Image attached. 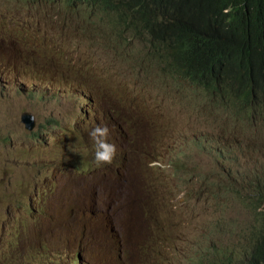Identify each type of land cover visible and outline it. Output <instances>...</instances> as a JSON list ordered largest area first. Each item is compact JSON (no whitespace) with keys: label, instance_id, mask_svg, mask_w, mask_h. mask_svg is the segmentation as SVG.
<instances>
[{"label":"rangeland","instance_id":"1","mask_svg":"<svg viewBox=\"0 0 264 264\" xmlns=\"http://www.w3.org/2000/svg\"><path fill=\"white\" fill-rule=\"evenodd\" d=\"M14 6L21 12L18 15L28 14L22 22L11 17ZM72 8L79 11L83 6L79 0L73 5L66 0H0V30L6 28L1 39L13 41L15 36L21 41L14 42L12 48L3 47L0 42V264H145L147 245L136 249L145 225L136 221L142 213L123 171L129 165L138 171L139 193L141 169L147 168V157L167 149L182 152L177 157L165 155L168 171L162 175L169 183L165 181L167 191L148 210L145 238L152 240L165 232L166 250L169 238L178 244L177 253L169 258L177 264H203L202 255L209 257L210 248L216 243L226 244L225 222L230 220L239 223L231 251L249 241V220L255 216L253 189L261 187L264 136L255 135V155L243 152V133H254L255 129L249 120L231 115L233 123L225 127V157H219L218 128L224 127L225 111L219 108V127H215L213 105H203V101L196 104L197 90L190 84L169 81L170 87L156 73L139 67V63L132 66L138 56L137 61L141 62L142 53H146L144 45L133 43L131 49H121L123 57L104 48L102 42L94 46L81 39L83 35L70 25L83 28L84 22L80 18L74 22L79 16L68 12ZM34 21L38 28L32 27ZM21 26L23 30L17 33L9 31ZM31 27L33 33L29 32ZM122 42L113 41L121 47L128 46ZM36 43L35 56L16 48L21 46L24 52H32L27 47ZM40 43H48L50 48L39 50ZM51 49L56 51L53 56ZM125 50L127 53H123ZM60 59L75 60V66H62ZM13 60L25 69L13 68ZM75 67L81 69L77 79ZM85 67L89 68L86 72ZM87 82H104L97 90L99 107L110 104V113H115L111 122L124 126L126 137L118 129L111 134V125L105 119L109 113L102 114L98 123L94 118L98 114L69 104L74 96L77 105L82 103L79 95ZM89 89L93 91V85H87V96L91 97ZM201 95L211 97L205 91ZM26 112L34 116L33 131L21 121ZM96 124L107 126V142L116 149L111 163L100 166L94 163L95 147L89 135ZM41 125L38 136L34 135ZM261 127L264 135L262 116ZM200 140L201 153L193 152L195 142ZM207 141L213 144V157L218 156L219 163L207 157ZM128 143L135 148L139 145L134 162L129 161ZM139 162L141 168L136 165ZM247 167L249 171L237 172V168ZM131 173L129 169L128 176ZM200 175L205 181L202 188H196L194 182L200 181ZM248 183L249 187L243 188V198L236 193L233 200V188ZM171 187H176L177 192H171ZM261 188L264 197V187ZM131 199L134 200L129 205ZM263 201L259 213H264ZM116 206L117 217L123 215V208L134 217L130 225H123V230H117V217H113ZM112 218H116L117 234L111 230ZM255 235H259L257 230ZM126 236L129 240L123 239ZM228 237L232 238V233ZM186 241L190 243L189 263L181 248ZM107 247H111V253ZM194 248H201L197 259Z\"/></svg>","mask_w":264,"mask_h":264},{"label":"trees","instance_id":"2","mask_svg":"<svg viewBox=\"0 0 264 264\" xmlns=\"http://www.w3.org/2000/svg\"><path fill=\"white\" fill-rule=\"evenodd\" d=\"M66 1L73 5L77 0ZM79 1L83 8L68 12L79 16L75 22L79 18L84 22L83 28L77 26L81 39L101 41L103 37L116 53L130 49L133 43L145 45L141 62L138 56L132 66L154 64L158 67H153V73L162 71L191 81L195 84L191 88H203L215 110L221 108L228 118L241 116L253 123L264 117V0ZM97 35L101 37L93 39ZM116 40L128 46L120 47L113 43ZM177 79H163L164 85L171 87L169 81ZM41 127L33 134L38 135ZM260 185L264 187L262 176ZM261 187L253 189L256 220L249 229L250 244L246 241L220 262L219 249H214L205 257L207 263L202 259L203 264H264V213L257 212L264 199Z\"/></svg>","mask_w":264,"mask_h":264},{"label":"clouds","instance_id":"3","mask_svg":"<svg viewBox=\"0 0 264 264\" xmlns=\"http://www.w3.org/2000/svg\"><path fill=\"white\" fill-rule=\"evenodd\" d=\"M21 12L18 10V8L16 6H14L12 8L11 11V17H15L14 14H20ZM4 29L6 30V28H1L0 30V42L2 44L3 47H15L12 46L13 44H15L14 42H20L21 41L13 36V41H6V37L4 40H2L1 38L4 36L3 31ZM15 28L11 27L10 32H13ZM47 31V28H44ZM29 32H34V28H30ZM93 39L101 37V36H92ZM85 39H87V37H85ZM93 45H99V42H102L103 44L106 43L105 39L102 37L101 41H88ZM36 44H31L27 47V49L29 51L32 52H24L22 50L21 46H16L17 49H19L20 51H22L25 54H28L29 56H35L36 52H34L36 50ZM41 46H39V50H47V48H50L48 43H40ZM133 46V44L131 45V47ZM104 48L109 49L106 45H104ZM131 49V48H130ZM52 50V49H51ZM112 52H115L114 50L110 49ZM45 52H41V54H43ZM127 53V51L125 52ZM52 54H56L55 50H52ZM63 54L61 53V58H63ZM120 55H122L123 57L125 55L118 53ZM53 56V55H52ZM76 61H80L79 59H77V57L74 58ZM75 60H59V62H62V66H75ZM12 62V66L13 68H15L16 70L18 69H25V66H23V64H21L19 61L17 60H13ZM58 62V63H59ZM68 63V64H66ZM141 66V64H139V67ZM153 67H158L157 65L152 64L151 67H147V65H144L143 67H141L142 69H147L148 71L153 72ZM76 71H75V79H77L79 76H81V69H79V67H75ZM89 68L85 67V72L88 70ZM64 72H61V78H62V74ZM158 77H160L161 79H177V75H165L162 71L161 73H156ZM104 82H99V85H102ZM109 83V82H108ZM173 83H175V81H173ZM176 83L178 84H190V85H195L194 83H192L189 80L186 79H177ZM111 86H113V84L109 83ZM87 85H93V91H91V89H89V91H91V93H93V95H91V97H93L91 99V103H93V111L94 114H98L100 112V107H99V93L97 92L99 85H95V83H89L87 82ZM87 85H82V91H81V95H79V101H81L82 103L77 105L76 100H75V96L71 99L70 103L71 105L77 106L79 108H84V110H87L88 113H90L91 111H89L88 109V101L87 99H89V97L87 96ZM201 91H205L203 88H201ZM201 91H196V104L200 103V101H203V105H207L206 103H211V105H213L212 103V97H203V95H205V93H203V95H201ZM196 108V106H195ZM207 110V109H206ZM29 113V112H26ZM25 114V113H23ZM22 114V115H23ZM111 115L115 116V113H109L108 117H105V119H108L107 124L111 125ZM211 115L215 118V127H219V112H217V110H215V108L213 107L211 110ZM21 121H22V116H21ZM229 122L231 121V118H228L225 116V124L224 127H219V132H220V136H219V157H225V155L222 154L221 151H225V140H226V136H225V127L228 126ZM23 123V122H22ZM24 124V123H23ZM25 125V124H24ZM116 128L119 131H123L124 126H121L119 123H115ZM249 125H251V127H253V129H255V131H257L258 133H260L261 137L264 136L262 135V127H261V119L260 118H256L253 123H251L249 121ZM235 127H237V123H235ZM35 128V127H34ZM239 129H241V127H239ZM33 131V130H32ZM35 131V130H34ZM234 131V130H233ZM90 137L92 138L93 142H94V147H95V154H94V163L97 166H100L103 163H111L112 158L115 154V145L108 143L107 142V136H108V128L107 126H95L89 133ZM234 135H235V131H234ZM38 136V135H37ZM237 137H239V135H237ZM264 138V137H263ZM130 139V138H129ZM128 139V141H129ZM257 137L256 136H252L251 133H243V140H245L246 142L243 141V152H250L251 154L255 155L256 152V148H257ZM208 145H211V148L208 147ZM256 145V146H255ZM186 147V146H185ZM139 148V145H137V147L135 148V151ZM184 148V147H183ZM127 149H129V143L127 146ZM177 149V148H176ZM197 151L199 153H201V140L195 142V149H193V152ZM182 152V151H181ZM180 151H176V152H172L169 151V149L167 150H162L159 152H156L150 156L147 157V168L145 169H141V192L139 193H135V171L132 169V173L130 176H128L129 179V189L135 199L136 205L139 207L141 213H142V217L147 220V223L149 222V220L147 219L148 217V210L151 209V207L158 201L161 199L162 195L165 193V191H167V187H165V181H167V183H169V180L167 179L166 176L162 175L164 172L168 171L166 170V159H165V155L168 154L172 157H177L181 154ZM229 155H231V149H229ZM211 156L213 157V144L209 141H207V157ZM219 157H213V159L216 160L217 163H219ZM117 158V154L116 157L114 158V160ZM138 167L141 168V162L136 164ZM227 165H229V159H227ZM170 168V166H168ZM251 167H253V165H251ZM223 169H225V167H223ZM238 171H249V167L244 168V169H239L237 168V172ZM225 173H227V169H225ZM261 176L264 177V157L263 159H261ZM202 181H205L204 178L200 175V181H195L194 182V187L196 188H202ZM227 182V181H226ZM249 184V183H248ZM244 187H248L245 186L243 184ZM223 191H225V187L222 186L220 187ZM240 188L241 187H234L233 188V198H235V194L238 193L239 195L241 194V198H243V191H245V189H243L242 193H240ZM171 192H177V188L176 187H171ZM117 211H119V209H117V206L115 208H113V217H117ZM134 217H129V211H127L126 209L123 208V215H121V217H117V230H123V225H125V223H127V225H130L133 222ZM256 220V216H252L251 219L249 220V229L251 227V224L253 222H255ZM237 225H239V223H237V220H230L225 222V238H226V244L224 245H220L219 246V252L222 253V256L219 258V262L224 259L225 257H231V255H233V253H231V244L235 241L234 236H236L237 239ZM218 227V225H217ZM211 233H213V229H211ZM232 233V238L228 237V234ZM165 232H161L159 234V250L158 253H153V243H155V237H153L152 240H147L145 237L143 239H140L139 241H137L136 243V249L139 251L141 249L142 246L147 245V250H148V259L149 261H153V264H159V253H165V244H166V238L164 236ZM207 235V233L205 234ZM213 235H215V233H213ZM250 235V232H249ZM239 239H241V237H239ZM169 243H170V247H171V251H169V253H165V263L164 264H171V261L169 258H172L174 256L175 253H177V247L178 244H174L172 243V239L169 238ZM209 241H211V239H209ZM243 243H246V241H243ZM189 245L190 243L188 241L185 242L184 246H181V248H183V250H185L184 252V259H188V263L190 261L189 259ZM205 249H207V247H205ZM201 253V248L200 249H195L194 248V259L198 258V255ZM147 264V262L145 263Z\"/></svg>","mask_w":264,"mask_h":264},{"label":"bare ground","instance_id":"4","mask_svg":"<svg viewBox=\"0 0 264 264\" xmlns=\"http://www.w3.org/2000/svg\"><path fill=\"white\" fill-rule=\"evenodd\" d=\"M22 4H24V6H28L29 5V3H22ZM6 13H8V12H6ZM11 15V14H10ZM14 16L15 17H13V19H15V20H20L21 22L24 20V19H26V16H28V14H23V15H18V14H14ZM68 18H71L70 16L68 17ZM27 21V20H26ZM66 22H68V21H66ZM75 22V21H74ZM33 24H34V26H32V27H34V28H38V24L34 21V22H32ZM76 24H72V25H70V26H73L74 28H75V31H77L78 32V27L77 26H75ZM23 26H21V28H15L14 29V32L15 33H17V31L18 30H23ZM24 32H22L21 34H23ZM40 33V32H39ZM48 36L47 34H43V35H41V36ZM53 39V38H52ZM116 43V42H115ZM114 43V44H115ZM123 43V42H122ZM143 46V45H142ZM145 46V45H144ZM121 47V46H120ZM141 47V46H140ZM144 51V50H143ZM104 103V102H103ZM105 104V103H104ZM88 108H89V111H93V103H91V101H90V96H89V101H88ZM110 111H111V106H110V104H108V105H101L100 106V113H99V115H94V118H96V119H98V123H99V121H100V116L102 115V114H105V113H110ZM142 112L144 113V111L142 110ZM115 119L113 118V117H111V121H114ZM97 123V124H98ZM97 124L95 125V126H97ZM111 124H112V122H111ZM95 126H93V128L95 127ZM111 128H112V131H111V134H112V132H117V128H116V125L115 124H112V126H111ZM73 131V133L75 132L74 130H72ZM147 133H151V131L150 130H148L147 131ZM123 137H126V133H125V131H124V129H123ZM136 146V145H135ZM134 152H135V147H133V145H131L130 143H129V161H133L134 162ZM122 164H123V162H122ZM129 169H133V165L132 166H130L129 165ZM129 169H124V177H127L128 178V173H129ZM128 182H129V179H128ZM137 184H138V171H135V193H136V188H137ZM120 197V196H119ZM134 199H131V201H130V204L129 205H131L132 204V201H133ZM95 203L97 204V200L95 199ZM120 204V203H119ZM129 209H130V207H129ZM94 217H98L97 215H95ZM130 217V216H129ZM136 221H137V223H143L144 225H145V233H144V235L143 236H141L140 235V237H141V239H143L145 236H146V234H147V232H148V226H147V223H146V221H145V219L142 217V218H138V217H136ZM159 221H161L160 219H159ZM115 222H116V218H112V223H111V230H112V232H114L115 234H117V232L114 230V224H115ZM153 237H155V243H153V253H158V250H159V234L158 235H156V236H153ZM123 239H125V240H129V236H126V237H124ZM105 244V243H104ZM169 247V249L168 250H166L165 249V253H169V251H171V247L170 246H168ZM214 249H219V246H218V244L216 243L212 248H210L209 249V253H211ZM107 250L111 253V247H107ZM122 251H123V247H122ZM204 252H207V250H205ZM165 253H159V264H164L165 263ZM203 257H207V256H205V255H202V259H203ZM203 261V260H202ZM16 264H18L17 262H16ZM147 264H153V261H149V259H147ZM171 264H177L176 263V261H175V259H173V261L171 262Z\"/></svg>","mask_w":264,"mask_h":264},{"label":"water","instance_id":"5","mask_svg":"<svg viewBox=\"0 0 264 264\" xmlns=\"http://www.w3.org/2000/svg\"><path fill=\"white\" fill-rule=\"evenodd\" d=\"M22 122L28 130H33L35 127L34 116L31 113H25L22 115Z\"/></svg>","mask_w":264,"mask_h":264}]
</instances>
